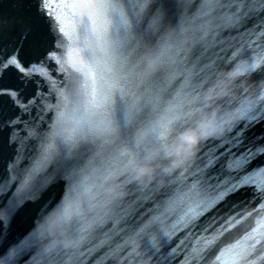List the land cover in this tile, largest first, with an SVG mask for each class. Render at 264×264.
Returning <instances> with one entry per match:
<instances>
[{"label": "snow or ice", "instance_id": "1", "mask_svg": "<svg viewBox=\"0 0 264 264\" xmlns=\"http://www.w3.org/2000/svg\"><path fill=\"white\" fill-rule=\"evenodd\" d=\"M0 159V264H264V0H0Z\"/></svg>", "mask_w": 264, "mask_h": 264}, {"label": "water", "instance_id": "2", "mask_svg": "<svg viewBox=\"0 0 264 264\" xmlns=\"http://www.w3.org/2000/svg\"><path fill=\"white\" fill-rule=\"evenodd\" d=\"M247 83L245 84V87H247ZM5 159H0V180H2L5 175ZM257 221H260L261 223H264V213L262 214H256L251 218H248L247 220L241 222L239 225H232V230L226 234V236L223 238L222 242L226 241H232L234 242L236 239H238L245 231H250L251 228L256 227ZM262 248H264V245H261Z\"/></svg>", "mask_w": 264, "mask_h": 264}]
</instances>
